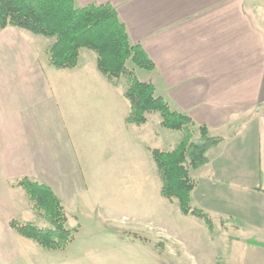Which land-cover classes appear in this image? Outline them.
I'll return each mask as SVG.
<instances>
[{"label": "crops", "instance_id": "obj_1", "mask_svg": "<svg viewBox=\"0 0 264 264\" xmlns=\"http://www.w3.org/2000/svg\"><path fill=\"white\" fill-rule=\"evenodd\" d=\"M74 3L113 5L130 41L154 62L145 81L156 95L196 127L224 137L208 150V163L191 170V205L208 213L213 228L176 206L138 211L144 224L137 230L80 223L58 250L18 235L10 220L31 221L23 217L15 185L20 178L49 185L66 214L68 207L76 209L83 188L76 186L77 175L69 179L64 171V151L51 147H83L78 119L111 118L118 108L113 90L121 81L95 79L96 59L91 78L75 80L86 72L83 49L76 67L57 69L75 79H48L44 67L53 73L44 54L52 40L38 46L19 28L6 27L0 31V264H264V0ZM128 112L122 111L124 122ZM180 138L174 136V147ZM98 205L89 196L92 221Z\"/></svg>", "mask_w": 264, "mask_h": 264}, {"label": "trees", "instance_id": "obj_2", "mask_svg": "<svg viewBox=\"0 0 264 264\" xmlns=\"http://www.w3.org/2000/svg\"><path fill=\"white\" fill-rule=\"evenodd\" d=\"M6 27L52 39L45 54L56 69L76 67L80 50H92L96 68L106 80L116 85L122 78L126 80L123 93L129 102L126 124H145L148 114L157 112L162 127L180 132L181 138L171 150L147 147L160 180V195L168 202H176L181 214L202 220L212 230L208 213L191 205L190 194L196 181L190 171L206 165L208 150L225 139L210 135L205 125L196 127L189 116L171 109L156 95L151 82L138 79L134 68L151 71L154 62L139 43L130 41L113 5L90 3L78 7L74 0H0V31ZM15 185L24 190L30 208L48 225L40 227L30 221L12 219L10 227L46 250L66 247L76 230L68 228L64 205L53 189L28 177L20 178Z\"/></svg>", "mask_w": 264, "mask_h": 264}, {"label": "rangeland", "instance_id": "obj_3", "mask_svg": "<svg viewBox=\"0 0 264 264\" xmlns=\"http://www.w3.org/2000/svg\"><path fill=\"white\" fill-rule=\"evenodd\" d=\"M19 31L25 37L35 39L38 46L52 40L27 30L19 29ZM44 59L47 60L45 54ZM80 63L81 65L87 64L84 69L86 72L80 73L76 78V75L57 70L46 62L53 73L49 74L44 67L46 78H68L71 80L75 78V80H80L87 76L91 78L94 74L95 53L92 50L83 49ZM130 67L134 68L132 64ZM95 71H97L95 72L96 77L93 75L95 79L107 81L98 70L95 69ZM135 73L141 81L147 80L148 71L135 67ZM125 88L126 80L122 78L121 83L113 90L116 96V108H118L111 118L103 116L97 119L87 116L86 119H78L79 124H84L83 131H81L83 147H51L54 153L64 151L63 158L67 163L64 171L69 179H73V176L77 175L76 186L83 188L77 203V210L75 207L67 208V226L70 229H75L76 232L80 223L82 226H87L99 222L120 226L123 229L137 230L144 224V220L137 214L138 211L147 209L151 212L164 207L171 209L175 207L177 210L176 204L175 206L170 205L159 194L160 180L146 147L171 150L174 148V136H180V132L162 127L161 118L157 112L149 113L147 124L143 126L126 124L121 118L122 111L129 108V102L123 95ZM81 107V102L77 103V108ZM62 124H64L63 127L66 126L65 120ZM114 142L117 147H111ZM130 144L133 147H130ZM55 160L54 156L53 161ZM193 173L191 171V175ZM142 178L146 180L143 181ZM18 191L21 209L26 211L23 217L29 218L30 222L37 226L46 227L48 224L37 217L30 208L24 190L18 186ZM91 195L99 199V205L94 209L95 221H92L87 208V200Z\"/></svg>", "mask_w": 264, "mask_h": 264}]
</instances>
